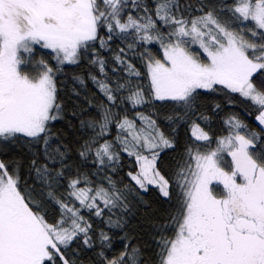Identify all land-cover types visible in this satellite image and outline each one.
Returning a JSON list of instances; mask_svg holds the SVG:
<instances>
[{"label": "snow or ice", "instance_id": "snow-or-ice-1", "mask_svg": "<svg viewBox=\"0 0 264 264\" xmlns=\"http://www.w3.org/2000/svg\"><path fill=\"white\" fill-rule=\"evenodd\" d=\"M114 40L129 41L128 51L160 44L162 58L148 49L140 53L147 95L138 83L141 72L125 59V48L114 56L126 73L124 82L113 86L108 81L97 45L111 50ZM38 49L50 50L55 67L43 55L36 58ZM88 57L105 77L91 79L107 103L98 106L99 119L81 121L92 135L80 144L78 156L96 171L78 169L68 178V147L54 131L64 111L57 73ZM73 81L85 83L79 76ZM200 90H226L250 100L258 106L256 120L264 125V0H201L198 7L181 0H0V144L26 139L35 148L30 170L39 181V191L22 192L18 175L0 161V264H77L68 255L73 245L82 241L93 247L85 210L102 217L107 209L106 223L121 227L120 218L113 221L111 213L127 212L133 191L155 186L171 199L172 181L157 163L162 152L176 148V138L165 134L152 113L136 111L129 118L127 106L172 103L182 110L167 117L174 133L195 114ZM115 109L125 114L121 117ZM225 124L228 135L211 148L209 133L192 122V138L203 144L187 146L177 164L180 206L171 217L174 235L157 241L159 264H264V136L248 131L235 116ZM113 125L114 141L105 138ZM122 152L138 166L135 173L128 172L135 188L121 189L108 174L117 172ZM101 174L99 182L91 178ZM49 208L58 212L55 223L46 218ZM109 239L100 233L102 242ZM107 264H142V253L125 245Z\"/></svg>", "mask_w": 264, "mask_h": 264}, {"label": "trees", "instance_id": "trees-1", "mask_svg": "<svg viewBox=\"0 0 264 264\" xmlns=\"http://www.w3.org/2000/svg\"><path fill=\"white\" fill-rule=\"evenodd\" d=\"M200 2L201 0H181L182 4H191L194 7H198ZM212 2L216 3L220 2V0H212ZM225 2L231 4L232 0H225ZM192 14L199 15L198 12H193ZM100 35L103 36L105 33L102 31ZM128 42L114 40L110 42L111 50L100 49L97 45V51L106 61L105 72L108 81L115 86L118 80L120 83L124 82L123 78L126 73L122 70V66L115 62L114 56L120 48H125V59L134 64L141 72L142 75L138 78V83L144 87L147 95L149 82L144 60L140 53L148 49L156 58H162L163 50L158 42H154L128 51ZM192 50L194 52L199 51L198 46H193ZM48 53H50V50L38 49L36 58L39 59L43 55L44 59L55 67L56 62ZM90 59L91 57L82 59L78 65H64L62 71L57 73L58 96L64 105V111L62 113L63 118L54 122V131L68 147L70 157L68 164L71 166L68 178H72L78 169L89 174L96 171L95 166L91 162L86 164L78 156L80 144L88 136L92 135L90 130L85 131L82 128L81 121L99 119L98 106L107 103L106 97L91 79L92 75L97 76L101 80L105 79V77L100 73L98 66L90 63ZM76 76L83 78L85 82L83 86L74 84L73 78ZM73 89H75V92H73ZM200 92L201 95L196 101L195 114L191 115L187 122L177 126L174 133L169 126L167 117L174 116L177 111L182 112V110L177 109L172 103L155 102L154 108L147 109H132L130 105L127 106L126 114L129 118H133L136 111H144L145 114L152 113L165 134L176 138V148L162 152L157 163V167L162 174L172 181L170 189L171 199L163 198L155 186H149L147 191H133L128 197L127 212H123L120 209L112 210L113 221L120 218L121 227H111L106 223L110 215L107 209H105V214L102 217L89 215L85 210L84 214L93 228V247L83 246L82 241L80 246L73 245L72 252L68 255L71 259H75L77 264H107V260L120 256L121 252L125 250V245L140 249L142 264H159L157 241L161 235L166 237L174 235L171 217L177 214L180 206L179 189L174 182L177 164L185 157L187 146L193 143L203 144V142H195L192 138L191 125L193 121L199 123L209 133L212 138L211 148L216 147L215 141L218 138L228 135L229 129L225 124V120L229 116H235L246 124L248 131L257 132L264 136V131H262L264 125H260L256 120L257 115H259L258 106L254 105L250 100L240 97L239 94H227L226 90L215 93H208L203 90H200ZM217 104L220 105L219 108L215 107ZM115 111L119 112L121 117L125 114L120 112L119 109H115ZM201 115L207 116L208 120L199 119ZM116 135L117 129L113 125L110 126V132L105 138L114 141ZM201 150L207 151L208 149L202 148ZM34 151L35 148L30 147L24 138L14 143L0 144V161L8 166L10 173L15 172L18 175L22 192L33 188L39 191V181L36 179L35 172L30 170ZM225 159L230 160L231 158L225 155ZM137 168L135 159L122 152L117 172L108 174L112 176L113 180L117 181V186L121 189L124 188V185H131L135 188L134 182L128 177V172L135 173ZM102 175L92 176L91 178L99 182L102 179ZM63 183L66 186L67 181L65 180ZM64 190V187H62L60 192ZM46 218L50 223H55L59 219L58 212L53 208H49ZM165 225H168V227L165 228ZM101 232L108 235L110 238L108 242L100 240Z\"/></svg>", "mask_w": 264, "mask_h": 264}, {"label": "rangeland", "instance_id": "rangeland-1", "mask_svg": "<svg viewBox=\"0 0 264 264\" xmlns=\"http://www.w3.org/2000/svg\"><path fill=\"white\" fill-rule=\"evenodd\" d=\"M203 91H205V90H203ZM226 155V154H225Z\"/></svg>", "mask_w": 264, "mask_h": 264}]
</instances>
